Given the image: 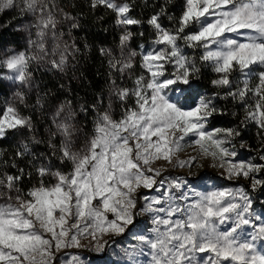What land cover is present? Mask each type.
Instances as JSON below:
<instances>
[{
    "label": "snow or ice",
    "instance_id": "1",
    "mask_svg": "<svg viewBox=\"0 0 264 264\" xmlns=\"http://www.w3.org/2000/svg\"><path fill=\"white\" fill-rule=\"evenodd\" d=\"M89 2L93 9L103 6L113 10L116 23L125 26L120 58L111 49H100L108 58L111 95L120 102L119 118H114L111 103L102 112L96 104L79 105L82 113L91 107L96 117L92 135L82 148L74 150L76 130L71 121L75 112L70 100L57 107L52 118L56 131L49 133L47 141L37 138L33 117L21 111V105L27 107L24 92L17 91L11 100L0 104V140L10 134L24 136L15 157H29L31 165V170L18 167L15 157L11 162L4 159L5 150L0 148V166L16 169L15 173L0 171V264H55L58 252L84 247L81 240L86 237L96 241V251L102 250L100 238L105 233H123L134 224L135 193L157 185L165 189L160 196L143 197V211L153 217V235L136 237L149 250L148 264H264V251L257 247V241H264V219L254 212V197L249 191L240 187L207 193L189 188L184 192L187 181L158 180L161 169L152 166L161 159L172 162L185 146V138L195 137L192 144L198 145L201 153L218 157L221 167L227 165L229 179L249 181L253 192L264 190V163L234 162L237 152L226 146L240 136V131L206 129L209 118L218 111L213 98L200 96L195 106L186 107L168 95L180 89L182 96L185 89L181 85L190 89L198 78L197 63L210 64L217 74L212 84L226 89L224 98L239 102L245 121L253 122L258 134H264V0H183L171 28L161 23L167 15L165 0V5L146 21L154 33L151 47L144 51L141 45L139 53L125 52L133 36L127 26L142 23L129 15L133 5L117 4L116 0ZM22 4V11L37 17V40H29L28 49L0 59V68L11 73L7 79L31 86L33 63L46 64L49 71L65 75L70 67L75 69L80 48L75 40L60 39L56 30L58 13L71 21L73 28L79 27L76 18L53 0H22ZM15 7L17 0H0V12ZM46 38L52 40L51 47ZM184 48L198 49L200 54L189 57ZM138 55L147 75L141 73L131 87H121L111 73L121 79L125 74L130 76ZM168 65L174 69L171 73ZM84 83L90 82L84 78ZM59 89L72 91L68 82ZM34 107H43L40 98ZM58 134L59 146L53 143ZM42 143L52 151L37 156L32 146ZM53 158L70 168H57ZM195 159L177 160L176 165L190 166ZM33 175L37 183L23 190L19 185ZM246 226L252 232L242 239ZM61 264L83 262L79 255L68 254Z\"/></svg>",
    "mask_w": 264,
    "mask_h": 264
},
{
    "label": "rangeland",
    "instance_id": "2",
    "mask_svg": "<svg viewBox=\"0 0 264 264\" xmlns=\"http://www.w3.org/2000/svg\"><path fill=\"white\" fill-rule=\"evenodd\" d=\"M122 0H116L117 4L122 3ZM53 3L57 5L63 12L70 13L69 8L61 2V0H53ZM23 4L22 0H17V7L5 9L4 11L0 12V17L3 12L9 11L11 9H18L21 12V20L20 23L17 25V30L20 35V40L22 42V48L18 49L16 47L9 46L5 52L3 53L2 58L6 57L7 55L12 54L14 51H21L29 48V40H37V29L35 27L37 17L33 13H29L26 11H22ZM71 14V13H70ZM72 15V14H71ZM73 16V15H72ZM57 19L60 21L57 25V36L60 37L63 41L71 42L73 40L71 30V21L64 19L59 13L57 14ZM122 34L125 31V26L121 25ZM130 26H127V30H129ZM61 34H63L61 36ZM152 39L147 42L140 44L144 46V51H147L151 47V41L154 38V34H152ZM46 43L49 47L52 45V40L50 38H46ZM181 46L183 47V42L181 41ZM134 47L132 44V40L129 41L125 52L127 53L130 50H134L137 53L141 52V48ZM107 49H111L112 53L116 58H120V47L112 46L108 47ZM184 54L188 55L189 57L192 56H199L200 50L198 49H190L184 48ZM136 63L134 66V70L132 71L131 75L125 74L123 79L120 78L119 74H117L116 83L121 87H131L133 84V80L137 75L144 73V70L140 67L139 61L140 56L134 58ZM70 63L72 60L70 58ZM199 68H202L206 71H211L215 74V79L217 78V74L212 70L210 64H202L200 62L197 63ZM168 73H171L174 69L171 65H168ZM31 71L33 73L32 81L33 84L31 86H23L19 85L17 82L11 81L7 79L8 75L11 73L3 69L2 71V78L5 81V84L8 88V95L3 100V104L5 101L11 100L14 93L17 91L24 92L25 94V104L27 107L21 105V111L24 115H30L31 113H38L41 116L48 117L50 121V132H55L56 128L53 124V115L57 109V107L63 103L66 98L60 99L59 101H55L53 104H45L46 95L42 92L41 89V81L39 74L41 71L50 72L51 75L54 77H59V79H65L69 73L70 68L66 70V75L61 74L56 70H48L46 64H36L33 63L31 65ZM147 75V73H144ZM167 74V73H166ZM181 88L185 89L184 94L180 95V89H173L168 92L170 98L176 100L179 99V102L186 107L195 106V103L198 101L200 96H207L213 98V103L217 106L218 101L225 97L226 89L220 88L216 86V90H211L206 87H202L199 82L194 81L192 87L189 89L188 86L181 85ZM217 93L219 95H217ZM40 98L43 107H34L36 106L37 99ZM232 102L239 103L232 98H230ZM111 103V108L113 112L114 118H119L120 114V102L111 95V89L109 93V102L107 104V108ZM106 108V109H107ZM72 109L75 112V116L72 119L71 123L75 128V132L73 133V148L74 150H79L83 147L85 140L88 135L84 131L85 120L80 119V115L72 106ZM245 110L244 107L242 109L241 118L237 123H232L229 127H224V122L220 123L219 125H212V117L209 118L208 124L206 125V129L208 131H212L216 128H237L240 131V136L236 137L231 141L230 144L226 146L230 148V150H234L237 152V156L233 158L234 162L238 160H251L253 163L262 164L264 163V159H261L264 156V134L258 135V147L254 148L248 144V142L244 139L242 134V128H246V126H253L255 125L253 122H246L245 119ZM35 134L37 136V130L35 129ZM25 139L24 136L20 135V141ZM195 137H186L185 140L182 142L184 143V147L181 151L177 152L173 157V161L169 162L166 160H158L153 162L154 168L161 169V176L158 177V180L167 179V180H185L188 182V186L184 188L182 191L188 192L189 188L194 189L198 193H207L210 191H214L217 189H238L240 187H244L245 190L249 191L250 195L254 197V205L253 210L257 215H261L262 219H264V190L258 189L256 191H251L249 181L244 179H229L227 173V165L221 167V161L218 157H212L210 154L205 155L200 152L199 146L192 144V140ZM61 141V137L58 134L54 141ZM195 156L196 159L191 161L190 166L179 167L176 165L177 160H187L189 157ZM56 166V165H55ZM57 167V166H56ZM65 169L60 168L63 171H67L70 168L69 164L61 165ZM58 168V167H57ZM51 178H49L50 180ZM165 191V189L160 188L158 185L153 189H144L141 188L135 193L137 199V209H136V216L134 219V224L128 226L123 233H105L100 238V243L103 244V248L100 251L95 250L96 241L93 240L91 237H86L81 240L82 245L84 247L81 248H70L64 249L57 253V260L55 264H61V260L68 259V254H76L81 257L83 264H148L150 260L149 250L147 246L140 244V242L136 239L137 236L145 235V236H152V228L154 227L153 224V217L151 213L144 212L143 208L145 206V201L143 199L144 196L148 197H157L160 196L161 193ZM179 191V190H178ZM189 195L191 193L189 192ZM0 203H3V200H0ZM112 216L109 214V219ZM225 226H221V230H224ZM252 232V228L247 227L245 228V232L242 235V239L244 236L248 235ZM258 249L264 251V241H257Z\"/></svg>",
    "mask_w": 264,
    "mask_h": 264
},
{
    "label": "trees",
    "instance_id": "3",
    "mask_svg": "<svg viewBox=\"0 0 264 264\" xmlns=\"http://www.w3.org/2000/svg\"><path fill=\"white\" fill-rule=\"evenodd\" d=\"M133 5L129 15L135 19L142 21L139 25H131L129 30L133 33L132 44L134 47L139 48L140 44L149 42L153 35V29L146 21L159 11L160 6L165 5V0H122ZM65 4L76 22L79 24L78 28H72L71 33L73 40L76 41L80 48V52L76 55L75 69L70 67V73L65 79L54 77L50 72L41 71L39 74L41 81L42 92L47 96L45 104H53L55 101L66 98L72 102V106L77 109L80 119H84V131L90 135L92 134L93 121L96 117V111L91 107L86 113L79 110V105H97L98 111H104L109 102V93L111 89L109 66L107 63L108 58L101 54V48H108L120 44V37L122 35L121 25L116 23V13L108 8L99 6L95 9L91 8L89 0H61ZM183 6V0H168L167 15L161 18V23L166 28H171L175 25L176 18L179 17ZM172 16L173 19L169 20L167 17ZM21 20V12L18 9H11L3 12L0 17V59L3 53L9 47L22 48V42L18 32L17 25ZM143 33V35H140ZM87 45V47H85ZM74 63V61H72ZM3 68H0V103L7 97L9 91L2 78ZM73 76L76 79H73ZM111 77L117 79L115 72L111 73ZM84 78L90 83L85 84ZM215 79L213 72L206 71L200 68L198 78L195 80L199 82L202 87L216 90V86L212 84ZM66 82L71 84L72 91L65 92L59 89L60 84ZM216 108L217 113L212 116V125H219L224 122V127L231 126L232 123H237L242 114L243 106L240 103L232 102L230 98H222L218 101ZM33 117L35 129L37 130V138L43 141L49 139L50 121L44 115L40 117L37 113L30 114ZM244 139L249 145L256 148L258 147V128L256 125L246 126L242 128ZM20 142V135L12 136L11 134L7 139L0 140V148L5 150L4 159L11 162L15 157V152ZM53 143L59 146V141ZM32 151L35 155L39 156L41 153H50L52 150L47 147V143L32 146ZM29 157L19 158L15 157L18 167H28L31 170V165L28 164ZM35 163V161H33ZM53 163L58 167L61 164L53 158ZM2 165V161H0ZM0 171H8L15 173V168L2 167ZM48 182V181H46ZM37 183V178H25L19 185L23 190L29 189L32 185Z\"/></svg>",
    "mask_w": 264,
    "mask_h": 264
}]
</instances>
